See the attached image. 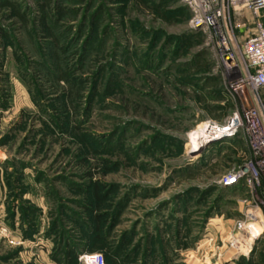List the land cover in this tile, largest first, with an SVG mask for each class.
<instances>
[{"label":"rangeland","instance_id":"obj_1","mask_svg":"<svg viewBox=\"0 0 264 264\" xmlns=\"http://www.w3.org/2000/svg\"><path fill=\"white\" fill-rule=\"evenodd\" d=\"M7 1L28 21L0 0V264H66L97 234L121 264H260L264 231L238 238L240 192L219 182L242 142L196 144L231 100L181 1L52 0L69 12L51 29L41 0ZM255 24L229 13L239 60Z\"/></svg>","mask_w":264,"mask_h":264},{"label":"built area","instance_id":"obj_2","mask_svg":"<svg viewBox=\"0 0 264 264\" xmlns=\"http://www.w3.org/2000/svg\"><path fill=\"white\" fill-rule=\"evenodd\" d=\"M188 9L189 25L201 31L207 44L218 50V60L225 66L232 108L221 119H208L194 131L198 144L214 141H241L236 163L228 167L219 182L239 190L242 205L235 222L238 238L248 237L251 225L262 224L264 231V101L259 91L264 87V0H180ZM250 12L256 19L255 31L240 43L239 60L233 53L229 31V13ZM230 72L232 75H230ZM250 252V250H249ZM84 264H105L100 253H83Z\"/></svg>","mask_w":264,"mask_h":264},{"label":"trees","instance_id":"obj_3","mask_svg":"<svg viewBox=\"0 0 264 264\" xmlns=\"http://www.w3.org/2000/svg\"><path fill=\"white\" fill-rule=\"evenodd\" d=\"M51 2H52V0L37 1V5H38L39 11H40L39 23L42 24L43 26H45L46 29H51L52 27H54L59 22V20L62 17H64L65 15H67L69 12L67 9L60 7L58 5L56 8L57 14L55 13V14L50 15V13L48 12L49 11L48 8L51 6ZM2 4L10 7L13 10V12L15 13V15L18 17V19L23 24L27 23V21H28L27 15L24 14L23 12H21L19 7L15 3L4 0V2ZM50 11H51V7H50ZM3 34H5V33H3ZM66 75L67 74L65 73V74L61 75V77L65 78ZM198 99L201 100L203 103L205 102V100L201 99V97H198ZM215 105L217 106L216 108H218L222 111V114H223L222 116H225L229 112L230 107H231L230 101H228L226 98L222 99L221 104L216 103ZM227 107H228V111H227ZM204 108L207 109L208 112H210V110H209L210 105L208 103H204ZM216 120H218V119H216ZM220 120L221 119H219V121ZM226 188H228V187H226ZM230 188H233V187H230ZM94 217L98 218L99 214H95ZM92 243H93V244H91L92 247L85 245L79 251H77V249H74V248L68 249L66 251V255H65L66 264H74L77 260L78 254L83 253V252H86V253L100 252L103 255L104 260L107 264H121L120 259L118 258L119 253H117V251L112 246V244H110V241L108 240V238L105 234L104 235L103 234L95 235L93 237ZM257 263H260V264L264 263V252H262L258 255Z\"/></svg>","mask_w":264,"mask_h":264},{"label":"bare ground","instance_id":"obj_4","mask_svg":"<svg viewBox=\"0 0 264 264\" xmlns=\"http://www.w3.org/2000/svg\"><path fill=\"white\" fill-rule=\"evenodd\" d=\"M194 142H196V141H194ZM196 144H198V143H196ZM198 145H199V144H198ZM261 232H262V227H258V226H256V227L252 230V232L250 233L249 237L252 238V236L254 237V236L260 235Z\"/></svg>","mask_w":264,"mask_h":264}]
</instances>
